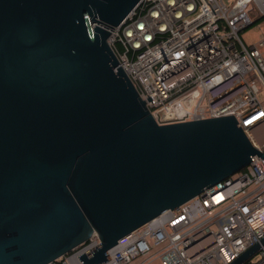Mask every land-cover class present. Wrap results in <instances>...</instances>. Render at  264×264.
Masks as SVG:
<instances>
[{
	"label": "water",
	"instance_id": "water-1",
	"mask_svg": "<svg viewBox=\"0 0 264 264\" xmlns=\"http://www.w3.org/2000/svg\"><path fill=\"white\" fill-rule=\"evenodd\" d=\"M139 1L0 0V264H47L94 232L79 257L101 264L264 157L234 114L157 122L108 42Z\"/></svg>",
	"mask_w": 264,
	"mask_h": 264
},
{
	"label": "built area",
	"instance_id": "built-area-1",
	"mask_svg": "<svg viewBox=\"0 0 264 264\" xmlns=\"http://www.w3.org/2000/svg\"><path fill=\"white\" fill-rule=\"evenodd\" d=\"M252 1L140 0L114 26L108 42L158 123L234 114L264 153V37L248 45L240 36ZM252 158L119 239L101 264L232 263L264 237V157ZM99 243L94 232L47 264H83ZM249 261L264 264V245Z\"/></svg>",
	"mask_w": 264,
	"mask_h": 264
},
{
	"label": "rangeland",
	"instance_id": "rangeland-1",
	"mask_svg": "<svg viewBox=\"0 0 264 264\" xmlns=\"http://www.w3.org/2000/svg\"><path fill=\"white\" fill-rule=\"evenodd\" d=\"M236 0H225L226 3L231 5ZM263 4L253 0L249 4L250 14L256 23H252L246 28L242 29L240 36L248 44L252 45L258 43L264 37V9ZM259 97L264 100V88L261 87L259 91Z\"/></svg>",
	"mask_w": 264,
	"mask_h": 264
},
{
	"label": "bare ground",
	"instance_id": "bare-ground-1",
	"mask_svg": "<svg viewBox=\"0 0 264 264\" xmlns=\"http://www.w3.org/2000/svg\"><path fill=\"white\" fill-rule=\"evenodd\" d=\"M245 1H248V0H245ZM258 2L260 3V4H263V9H264V0H258Z\"/></svg>",
	"mask_w": 264,
	"mask_h": 264
},
{
	"label": "trees",
	"instance_id": "trees-1",
	"mask_svg": "<svg viewBox=\"0 0 264 264\" xmlns=\"http://www.w3.org/2000/svg\"><path fill=\"white\" fill-rule=\"evenodd\" d=\"M253 23H256V20L255 21H253ZM250 261L248 260L247 262H246V264H248Z\"/></svg>",
	"mask_w": 264,
	"mask_h": 264
}]
</instances>
